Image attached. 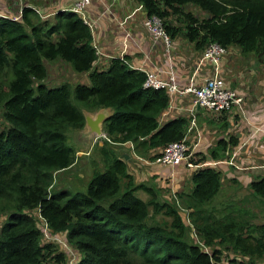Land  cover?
Here are the masks:
<instances>
[{
	"label": "trees",
	"instance_id": "1",
	"mask_svg": "<svg viewBox=\"0 0 264 264\" xmlns=\"http://www.w3.org/2000/svg\"><path fill=\"white\" fill-rule=\"evenodd\" d=\"M136 1L146 14L162 18L170 37L182 36L195 50L215 42L264 55V0ZM122 57L93 65L91 30L71 10L56 11L53 21L39 18L29 6L21 8V19L0 15V194L11 201L0 225V264H63L65 252L49 238L56 233L75 250L73 264H217L221 254L238 264H264V222H251V211L240 203L233 211L226 205L206 209L220 187L215 166L191 169V187L175 194L180 207L159 199L154 185L135 183L126 171L113 141L130 140L137 154L152 158L161 145L182 136L188 117L160 120L165 90L144 87L143 71ZM54 59L86 72L88 83L46 85L44 61ZM102 107L111 112L101 122L105 138L96 149L98 160L89 165L85 188L48 190L52 172L73 161L75 145L67 143L66 129L81 130L83 110ZM236 141L233 135L218 138L207 156L225 157ZM198 154L193 160L203 161L205 155ZM248 187L263 203L264 174ZM136 190L145 191L146 198ZM156 214L168 221H158ZM185 217L194 240L185 236Z\"/></svg>",
	"mask_w": 264,
	"mask_h": 264
},
{
	"label": "crops",
	"instance_id": "2",
	"mask_svg": "<svg viewBox=\"0 0 264 264\" xmlns=\"http://www.w3.org/2000/svg\"><path fill=\"white\" fill-rule=\"evenodd\" d=\"M74 1L75 0H0V15L21 19V8L23 6H29L37 13L39 18L53 21L56 11L69 9ZM105 5H108V10L104 9ZM84 12L91 30L92 43L102 51V54L93 62V65L97 68L105 66L110 57L119 56V51H122V55L126 56L127 64L130 67L141 66L154 69L153 67L155 66L163 69V67L165 68L168 65H173L177 83H185L187 81L194 69L195 61L198 58L196 55L199 50H195V52L191 51L189 54L184 53L180 46L187 43L192 46V44L179 35L172 37L174 44L172 45L170 57L165 55L159 43L151 46L150 36L142 25V19L146 13L142 5L136 0H90L85 6ZM236 47L235 45L227 46L226 50L227 48L228 52L230 49L237 50L238 47ZM238 52H240L239 49ZM223 57L224 55L221 56V59H223ZM54 60L67 64V68L72 74L84 75L85 77L80 82L85 84L88 83L86 72H75L71 70L68 63L59 59ZM220 62L219 68L221 71V66L223 68L224 65L221 60ZM235 67L241 70L235 63L231 66V74L234 78L239 76V73L236 74ZM263 67L264 66L261 65L260 68ZM210 68V64H203L195 74V81L199 83L201 78L210 72ZM257 72H260V70L258 69ZM249 85L253 86L254 83ZM249 85H240L238 80L237 83L235 82L233 88L235 91L242 94H244L245 89V96L242 102L243 112L239 111L237 105H232L227 110L222 111L217 118L211 117L209 112L204 108L197 107L194 112L198 138L196 140L193 132H190L187 141L190 146L193 145L195 152L199 151L201 154L205 155L204 160L212 159L207 156V151L214 145L218 136H220V138H228V136L233 135L237 138L236 144L227 147L225 157L214 158V160L218 162L219 160H224L227 158L228 153L238 146L235 154L236 158H233V163L236 166L219 162L222 171L220 182L222 180L223 182L230 183L231 180L237 179L243 181L244 185H246L249 181L264 173V135L261 134L260 130L258 133L251 134L250 128V124L252 123V128L256 129L257 126L259 129L264 130V93H261L256 87L251 88ZM187 100L186 96L173 95L171 107L169 111L163 115V120L178 114L184 115L183 113L185 112L184 108L187 105ZM97 111L102 112L104 115H108L111 112V108L102 107L94 112L83 110V113L84 116L87 114V116H91V113L95 115ZM77 132L80 134L81 130H77ZM80 136L82 138V136L86 135L81 134ZM241 141H243L244 144H242ZM77 143L83 144L82 139H80V141L78 140ZM89 143L87 142L85 145ZM239 143H241V145H239ZM113 146L115 152L125 161L126 171L131 175L133 181L135 183L144 181L154 185L159 190V196L169 199L170 196L168 197V195L170 191H187L191 187L190 174L192 171L190 168L179 164L171 170L168 166H161L157 165L155 162H145L138 159L133 156L127 144L113 143ZM74 147L76 148V146ZM77 152L78 151L75 150V153ZM74 162L63 169H68ZM75 165L76 162L74 166L68 169L72 170L69 173L75 172L73 169ZM152 165L154 166L152 167ZM136 191L140 196H143V199L146 198L147 194L145 191ZM136 191H134V193ZM240 196H247V193L244 192ZM229 199L236 201L235 204L239 203L236 200L237 197L231 196ZM226 204L220 206L224 207Z\"/></svg>",
	"mask_w": 264,
	"mask_h": 264
},
{
	"label": "built area",
	"instance_id": "3",
	"mask_svg": "<svg viewBox=\"0 0 264 264\" xmlns=\"http://www.w3.org/2000/svg\"><path fill=\"white\" fill-rule=\"evenodd\" d=\"M20 1V0H18ZM90 0H75L68 10H71L78 14L84 22H87L86 15L84 12L85 6L89 3ZM105 10H108V5L104 6ZM142 25L147 30L150 36V45L153 46L156 43H159L163 49V52L167 57H170L172 52V45L174 44L173 38L165 31L163 27L162 18L156 14H146L142 19ZM95 53L96 58L102 54L101 49L96 45ZM226 47H223L215 42H208L204 46L201 54L198 56L194 64V69L189 75L185 83H177L175 78V71L173 65H168L167 67L154 69L144 68L141 66L133 67L137 68L144 73V80L142 85L144 87H154V88H163L168 96V101L166 104L165 110L163 109L160 113V120H163V115L169 111L171 107V102L173 95L186 96L188 98L187 105L184 108V116L188 117V124L179 139L171 140L161 145L157 150V154L149 158L147 156H141L137 154L133 149V143L130 140L124 142H115L114 144H127L132 151L133 156L137 157L140 160L145 162H155L159 163L162 166H168L171 168L181 164L188 168L199 167L203 165H215L218 161L214 159L203 160L200 162H195L193 159L198 158L195 156V151L193 145L188 144V135L190 132L198 138V132L196 131L195 125V109L202 107L208 109L215 113H219L220 110L227 109L232 105H237L238 109L242 111L239 107L241 98L237 95L236 91L230 88L225 79L220 75L219 70V59L223 53H225ZM122 51H119V58L122 57ZM95 62V60L93 61ZM127 62V61H126ZM210 64V72L205 74L199 83L195 81V74L198 72L199 68L203 64ZM160 73V75H159ZM195 131V132H194ZM100 137H94L93 143H100L101 138H105L104 133L101 131L99 134ZM91 144V145H92ZM238 146L235 147L230 153H228L227 158L221 161H224L225 164L235 165L233 163V158L235 157ZM220 161V160H219ZM236 166V165H235ZM170 194L175 197V192L170 191ZM184 210V209H183ZM45 223L43 221V228ZM45 236H48L46 231H44ZM50 239L58 243L61 249L65 252V260L63 264H73L76 252L73 247L66 241L63 235L56 233ZM217 264H238L235 261H229L226 255L221 254L219 259L216 261Z\"/></svg>",
	"mask_w": 264,
	"mask_h": 264
},
{
	"label": "rangeland",
	"instance_id": "4",
	"mask_svg": "<svg viewBox=\"0 0 264 264\" xmlns=\"http://www.w3.org/2000/svg\"><path fill=\"white\" fill-rule=\"evenodd\" d=\"M185 8L187 10H191L198 17H201L204 14L202 11L198 10L193 5H187V6H185ZM180 48L186 54H189L191 51L195 52V49H193V46H191L189 43L180 46ZM202 50L203 49L198 51L196 57H198L201 54ZM222 55H224V57H223V59H221V57H220L219 66H220V63H221L220 60H221L225 67L223 66V68H222V66H221L220 75L223 79H225V81L227 82V84L230 88L233 89L235 82L237 83V81L239 80L240 85H249V84L254 83L253 86L252 85H249V86L251 88L256 87L257 90L261 91V93H264V67L260 68L261 65L264 66V55L255 56L251 52L241 53V52H238V48H237V50L236 49H234V50L230 49L229 52H228V48H227V50H225V53H223ZM234 63L236 66L241 68V70H238L237 67H235L236 68L235 69L236 74L239 73V76H236L235 78L231 74L232 73L231 66ZM44 64H45L46 74H45L44 78L42 79V82H44L46 85H54V84H57L61 81H68L70 83L80 82L85 77L84 75L80 76L77 74H72V72H70V70H68L67 64H64L63 62L53 60V61H44ZM256 69L257 70L259 69L260 72H257ZM219 70H220V68H219ZM81 83H83V82H81ZM236 93L241 98V102L239 105H240L241 109L243 110L242 102L244 100L243 97L245 96V89H244V94L239 93L237 91H236ZM73 102H75V101L73 100ZM75 104L78 105V101H76ZM200 108H202V107H200ZM205 110H207L209 112V115L211 117H216V118H217V116L220 115V113L222 111H225V109H223V110H220L219 113H215V112L210 111L208 109H205ZM240 112H243V111H240ZM183 114H185V112ZM90 117H94V113H91ZM0 121H1V118H0ZM251 125H252V123L250 124L251 134L258 133L260 130L261 134L264 135L263 129H259V127H257V126H256V129H254V128H252ZM100 133H96L95 131L91 130L89 128V126H87L86 124H84V127L81 129L80 134H79V132H77V129H72V128L66 129L65 134H66V138H67V143L72 145V146L75 144L76 148L74 147V149L78 151L77 153H75V150L73 149V157H72L73 161L72 162H74V161L78 162L79 166L77 164V167L73 168L75 171L74 173H69L72 170H68V169H70L72 166H74L75 162L68 169H58L56 171L54 170L52 172L51 182L47 188L48 190H53V189L60 188V187L68 188V190H83L85 188V183H86V181L89 177V174H90L89 165H92V161L98 160L96 149L98 148L100 143L95 142L93 146H91V144L94 141L93 140L94 137H96V138L100 137L99 136ZM81 134L86 135V136H82V138H81V136H80ZM87 138H88V140H87ZM218 138H220V136H218ZM80 139H82L83 144L77 143V141L78 140L80 141ZM87 142L88 143L90 142V143L88 145H85ZM241 143L244 144L243 141H241ZM241 143H239V145H241ZM119 150H120V148H119ZM196 153L197 154H195V156L196 157L199 156V154H198L199 151ZM219 162H224V161L220 160ZM219 162H217L214 166L222 174ZM156 164L161 165L159 163H156ZM153 166L154 165H152V167ZM192 168H190V169H192ZM262 175H260V176H262ZM260 176L254 178V179H257ZM254 179H252V180H254ZM249 182L246 185H244L243 181L237 180V179L231 180L230 183H226V182H223L221 180L219 189L217 190L216 194L210 199V201L206 205V209L211 208V205H214V206L216 205L215 207H221L220 205L227 203L225 207L228 206V208L226 210L233 211L236 201L229 199V197H231V196L237 197L236 200L241 205H244L246 210L251 211V212H249L250 216H247V218H249L251 222H254V223L264 222V202L261 203L258 198L250 197L252 191L248 187ZM121 187H122V185H121ZM174 192L176 194L177 191H174ZM244 192L247 193V196H240ZM135 194L138 195L139 198L143 199V196H140L137 191L135 192ZM169 196H170L169 199H172V201L175 203V205L177 207H180L179 206L180 205L179 198L176 195L174 197L171 194H169L168 197ZM246 197H249V198H246ZM158 198L164 199L166 197L158 196ZM213 203H215V204H213ZM10 207H11V201H10L8 195L5 192L3 194H0V225L4 221L5 216L7 215V212L10 209ZM180 210L182 211V209H180ZM154 218L157 219L158 221H168V218L164 217L161 214H156L154 216ZM38 221H39L38 227H40V224L43 221L42 220L41 221L38 220ZM185 225H186V231H187L185 236L189 240H194L193 238L194 237L196 238L194 228H192L193 226L191 225L190 221L186 217H185ZM43 233L41 232L42 235H43ZM244 261H247V259L244 258ZM262 261H264V259Z\"/></svg>",
	"mask_w": 264,
	"mask_h": 264
},
{
	"label": "water",
	"instance_id": "5",
	"mask_svg": "<svg viewBox=\"0 0 264 264\" xmlns=\"http://www.w3.org/2000/svg\"><path fill=\"white\" fill-rule=\"evenodd\" d=\"M107 115H104L102 112L97 111L94 115V117H90L85 115L84 120L85 124L89 126V128L96 133L101 132V122Z\"/></svg>",
	"mask_w": 264,
	"mask_h": 264
},
{
	"label": "clouds",
	"instance_id": "6",
	"mask_svg": "<svg viewBox=\"0 0 264 264\" xmlns=\"http://www.w3.org/2000/svg\"><path fill=\"white\" fill-rule=\"evenodd\" d=\"M102 131V130H101ZM119 144V143H118ZM125 144V143H124Z\"/></svg>",
	"mask_w": 264,
	"mask_h": 264
}]
</instances>
